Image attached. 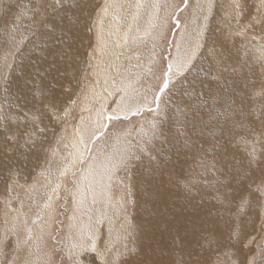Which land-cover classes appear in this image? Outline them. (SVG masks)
<instances>
[{"label":"snow or ice","instance_id":"6c2138e0","mask_svg":"<svg viewBox=\"0 0 264 264\" xmlns=\"http://www.w3.org/2000/svg\"><path fill=\"white\" fill-rule=\"evenodd\" d=\"M168 6L0 0V264H264V0H230L222 38L207 0L175 55ZM146 40L147 72L98 91Z\"/></svg>","mask_w":264,"mask_h":264},{"label":"rangeland","instance_id":"374dc122","mask_svg":"<svg viewBox=\"0 0 264 264\" xmlns=\"http://www.w3.org/2000/svg\"><path fill=\"white\" fill-rule=\"evenodd\" d=\"M149 1L151 2L152 0H145L144 2L149 3V4H152L154 2L160 6V8L158 10L157 9H154V10L149 9V11L152 12L153 15L155 13V15L153 16L154 18H156V17H169L172 14L173 10L168 5H170L173 2V0H153L151 3ZM158 1H159V3H158ZM202 1L204 2V5H203ZM180 2H181V0H175V3H180ZM228 4H229V2H227V0H221V1L216 0V7L213 9L210 20L208 21V27L209 28H210V24H212V21L214 19L213 16H216L220 10H221L220 15H226L225 18H227V10L224 11L223 9H225V8L227 9ZM201 5H203V7ZM181 7H182V5H181ZM117 11H116V9H114L115 13L120 14V10L118 8H117ZM206 14H208L207 13V0H189L188 8L184 9L183 11H181L179 13H176V15H178L180 18V26H179V29H175L173 27V33L169 34V38L174 42L173 47L170 50L173 55H175L177 52V48L175 47V43H180L182 41V38H183L184 43L193 42L195 40L196 32L201 27L200 25L205 23V21L203 20V17ZM146 20H147V16H145L144 19L141 21L142 27L145 25ZM168 25L171 26V20H168ZM225 30H226V28H225ZM207 34H209V32ZM84 37L87 38V36H84ZM145 44H146V46H145ZM145 44H141L139 46V49H138L139 54L141 55V60L139 61V64H137V61L135 60V58H133V60L130 63L128 60H126L123 57L118 59L119 62H117V60H116L117 66L115 69L117 70L116 71L117 76L115 75L114 78L116 79L115 82L117 81L116 82L117 85H120V83H118V81L122 82V83L126 82L127 77H129V76L134 77L136 73H139L141 71H143L145 73L147 72L148 67L150 66L149 61H150V57H151V53H152V45H151L152 42L150 40H146ZM157 44H158V47L156 48V52L159 53L162 49H164V45L160 44L159 41H157ZM164 50H165V53L167 54V49H164ZM145 58H146V60H145ZM106 62H108L107 65L105 63L106 68L111 70L112 66H111V64H109L110 59H109V61L106 60ZM120 77L122 78V80ZM110 82L112 84L113 77H111ZM100 86H101V84H100ZM86 114L87 113H85L84 115H86ZM69 131H71V129H69ZM27 206H26L27 209H25V208L23 209L24 211L28 210ZM16 207L19 208L20 205L16 204ZM32 207H33V209H35V205H33ZM100 209H101V207L99 206V210ZM59 211H60V219L65 220V223L61 228V231H63L66 234L68 222L65 219V216L63 214V209H60ZM68 214H71V213L69 212ZM30 215H32V214L30 213ZM2 223H3V211H2V206H0V224H2ZM48 243H49V247L53 246L52 242L49 241ZM43 247H44L43 241H38L36 243V245L34 246V251L36 253V255L34 256V259H36L38 261L43 259L42 252H41V249ZM55 247H57L59 249L60 247H62V244H57V245H55Z\"/></svg>","mask_w":264,"mask_h":264},{"label":"bare ground","instance_id":"6f19581e","mask_svg":"<svg viewBox=\"0 0 264 264\" xmlns=\"http://www.w3.org/2000/svg\"><path fill=\"white\" fill-rule=\"evenodd\" d=\"M145 1V0H144ZM153 1V0H152ZM151 1V2H152ZM219 1H221V0H219ZM150 2V1H149ZM150 2V3H151ZM157 2V1H156ZM203 2V1H202ZM227 2H229L230 3V0H227ZM154 3V2H153ZM158 3H159V1H158ZM219 4V3H218ZM203 5H204V2H203ZM202 6V5H201ZM228 8V7H227ZM154 10V9H153ZM203 10V9H202ZM206 10V9H205ZM204 10V11H205ZM224 11L225 10H227L226 8L225 9H223ZM116 11H117V9H116ZM215 11V10H214ZM118 12V11H117ZM154 12V11H153ZM119 13V12H118ZM220 13H221V10L219 11V13L216 15V16H213L214 17V19H213V21H212V24H210V32H209V34L208 35H210V36H212V37H220V38H222V32H224V31H226L225 30V25H224V20L226 19L225 17H226V15H220ZM198 14V13H197ZM154 15H155V13H154ZM153 15V16H154ZM204 16V15H203ZM200 20V19H199ZM197 21V20H196ZM195 24V23H194ZM199 25V24H198ZM197 26V25H196ZM201 26V25H200ZM233 26L235 27L236 25H235V22H233ZM188 27V26H187ZM195 28V27H194ZM186 34V33H185ZM190 35V34H189ZM192 38V37H191ZM237 39H239V38H237ZM88 43H89V40H88V38H85V37H82V40H81V43L78 45L79 47H80V51H81V53H83V52H85L86 50H87V47H88ZM149 43V42H148ZM149 45V44H148ZM152 45V44H151ZM145 47V46H144ZM237 47L238 48H240L241 47V45L240 44H237ZM143 48V47H142ZM150 50V49H149ZM0 51H2V49H0ZM120 50L119 49H109V51L107 52V54L105 55V57H104V62H102V65H101V73H100V84H101V86H99V88L97 89L98 91H100L102 88H104L105 87V83H104V79H105V77H107V79H108V87H110L111 86V82H110V79H111V77H113L114 78V76L116 75L117 76V73H116V66H117V64H116V60H117V62H119V60L117 59V57H116V55L114 54V53H116V52H119ZM151 51V50H150ZM149 51V52H150ZM146 53V52H145ZM144 53V54H145ZM240 56L241 57H243L244 56V51H243V48H241V51H240ZM109 59H110V63L109 64H111V70H109V69H107L106 68V65H107V63L108 62H106V60L107 61H109ZM120 59V58H119ZM145 60H146V58H145ZM105 63H106V65H105ZM200 63H204L205 64V66H207L206 65V61H204L203 59L200 61ZM122 64V63H121ZM253 67H255V65L253 66ZM255 71L258 73L260 70H259V68L258 67H255ZM123 76V75H122ZM117 78V77H116ZM121 78V77H120ZM128 78V77H127ZM125 79V78H124ZM116 80V79H115ZM121 80H122V78H121ZM117 82V81H116ZM118 83H122V82H119L118 81ZM124 83V82H123ZM85 114V113H84ZM88 114H86L85 116H87ZM28 205V202L27 201H25V206H24V208L25 209H27L26 208V206ZM99 206L102 208V205H96L95 206V208L97 209V211H96V215H99ZM28 207V206H27ZM33 217V216H32ZM34 218V217H33ZM86 219V218H85ZM247 221H248V225H249V227H252V222L253 221H255V225L258 227L259 226V219L256 217V216H254V215H249L248 217H247ZM117 228H119V224L117 223L116 225H115Z\"/></svg>","mask_w":264,"mask_h":264}]
</instances>
